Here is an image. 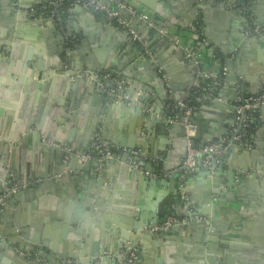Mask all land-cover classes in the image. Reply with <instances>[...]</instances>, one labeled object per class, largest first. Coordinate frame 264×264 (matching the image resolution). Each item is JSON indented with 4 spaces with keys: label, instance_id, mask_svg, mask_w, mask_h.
Listing matches in <instances>:
<instances>
[{
    "label": "crops",
    "instance_id": "obj_1",
    "mask_svg": "<svg viewBox=\"0 0 264 264\" xmlns=\"http://www.w3.org/2000/svg\"><path fill=\"white\" fill-rule=\"evenodd\" d=\"M130 1L153 16V26L125 13L126 26L114 22L111 26L101 14L75 7L65 19L49 15L53 18V22L47 20L49 26L39 22L44 40L33 35L22 41L33 47L40 44L46 49L43 60L56 65L59 61L65 72H77L87 79L81 106L65 112L66 117H51V97L36 86L45 84L47 92L54 82L47 85L41 78L34 79V92L23 91L31 71L28 65L14 73V67L7 71L0 62V82L11 83L21 75L25 80L22 89L16 88L20 95L1 96L0 108L16 118L44 110V126L53 134L51 143L62 146L60 139L64 140L72 155L92 152L98 144L140 152L139 166L131 165L133 160L128 162L124 155L125 160L116 162L79 160L82 167L69 170L54 165L50 145L43 143L45 150L34 136L24 146L26 162L20 149H13L5 168L10 166L15 181L25 186L5 203L1 201L7 195L0 193V264H115L122 252L118 231L143 227L157 197L173 188L147 180H167L186 154L183 128L167 118L166 88L170 85L180 99L188 98L199 78L198 70L219 65L225 66L226 75L217 97L193 113L199 127V135L193 138L195 147L227 139L219 166L209 165V172L197 167L177 177L175 182L188 176L186 184H177L182 202L176 215L169 217L176 218L181 228L152 235L145 227L134 235L138 247L133 249L136 257L139 252V264H264V106L257 116L247 115L251 122H247L248 141L243 147L234 143L244 142L245 136L233 144L228 141L240 89H245V96L264 90L261 37L244 34L247 24L264 25V0H249L246 12L237 0H163L159 2L165 12L162 17L140 1ZM20 6L24 13L37 12L33 21L40 19L39 13H48L47 0H0L1 28L13 26V15L17 16ZM195 21L205 37L202 44L190 32ZM161 28L166 34H161ZM8 38L21 44L11 35ZM191 50L200 65L187 56ZM98 66L106 70L90 68ZM117 68L123 69L125 77L121 72L114 79L104 77ZM115 78L124 81L131 100L106 96ZM187 86L190 91H185ZM6 118L7 114L0 115V136ZM14 132L12 125L5 137L14 138ZM28 148H39L44 154L32 156ZM129 166L139 174L130 172ZM143 169L157 176H147ZM231 171L233 183L229 181ZM30 253L35 256L28 258Z\"/></svg>",
    "mask_w": 264,
    "mask_h": 264
},
{
    "label": "water",
    "instance_id": "obj_2",
    "mask_svg": "<svg viewBox=\"0 0 264 264\" xmlns=\"http://www.w3.org/2000/svg\"><path fill=\"white\" fill-rule=\"evenodd\" d=\"M138 1L146 5L150 10L157 13L161 17L165 16V12L162 9L163 5L159 4V2L163 0H138ZM22 8L23 7L20 6V10L17 13V16L13 15V23H14L13 26L7 29L1 28L0 26V62L2 63V67L6 66L8 68L7 71H10L11 67H14V73L16 72L18 73L22 71L25 65H28L31 71H28L29 79H26V86L24 87L23 91L30 90V92L31 91L34 92V89H31V87L35 83L34 79L41 78L40 80H45L47 85L50 82H54L51 90L47 92H45L43 88L45 84L44 85L37 84L36 86L38 88V91L40 90L43 93L51 97V100H50L51 117L54 118L55 114L57 115L59 114V116L66 117L65 112H68L70 109L72 110L77 109L81 106V101L84 98L85 92L87 91L86 84H85L87 79L83 77V75L77 72H73V73L65 72L63 68L59 66V61H58V64L56 65L51 62H47L43 60L42 57L44 56L46 49L45 47L42 48L40 44H38V46L36 47H33L31 43L28 44L25 42L26 44L23 45L22 41L29 40V38L33 39V35L36 36L39 40L40 39L44 40L45 38L44 31L40 23L42 22L46 26H49L50 25L49 21L53 22V18H50L49 14L45 12L43 16H41L42 14L39 13L40 19L38 17L36 21H33L31 19L37 16V12L31 11L30 13H27V12L24 13L22 12ZM77 8L82 9L81 7H77ZM110 25L114 26L113 22H110ZM9 35L15 37L19 42H21V44H18V42L12 43L11 40L8 38ZM259 41L261 45L264 46V37H261ZM65 42H66L65 39H63L61 43L62 49H64L65 47ZM22 45L23 47L20 48V46ZM32 50H34V53ZM5 62H8V64L5 65ZM90 68L98 69L101 71L106 70L102 66L90 67ZM108 68H112V66H109ZM110 72H111L112 77L119 76L120 72H121V75L123 74L125 77L123 69L117 68L115 71L112 72L111 70ZM12 80H15V82H13ZM12 80H11V83L6 82V80H3L2 82H0V87L9 89L8 91H2V93L0 90V98L1 96H9L11 93L15 95L16 97L20 95V94H17V92H18V89L23 88L25 80L22 79V75L21 77L18 76L17 79L13 78ZM110 82L113 85L114 82H112V80H110ZM166 89H167V97L164 98V100L177 101L181 98V95H179L177 92H173L174 89L170 85ZM189 89H191V86H187L185 91H188ZM240 90H241L240 98L243 100L245 98V89L241 88ZM100 93L102 94L103 92H100ZM254 93H257V92H254ZM254 93H251V94H254ZM35 97H38L37 94L35 95ZM261 108L262 106L257 107V108L242 109L240 119L238 120L236 118V115L234 114V119H233L234 121L232 122L233 126L234 125L236 126L237 124V126L239 127L243 124V122H248V123L251 122V120L247 119V115L254 114L255 116H257V113ZM43 111L39 110L38 112H31L29 116L27 117L16 118V116L13 117L10 114V112H5L2 108H0V115L2 114L5 116L7 114V118L5 121L6 128L3 134L0 136V193L3 191V186L7 184L6 179H7V175L10 172L11 167L9 166L8 168L7 167L5 168V164L10 161L9 160L10 152L13 149H20L21 154H22V161L26 162L27 160L26 150H25L26 148L24 146L26 145L28 138H30L31 136L36 137V140L40 142V144L42 145V147H44L45 150L47 147H45L43 143L47 142V145L51 143L52 141L51 137L53 134L51 133L50 129L44 126ZM190 121L191 123L195 125L194 137H197L199 135V127L195 122L194 114L190 117ZM54 123H56L55 120H54ZM167 124L169 123L167 122ZM12 125H13V131H15L13 135L14 138L11 136L5 137L8 131L10 130V128L12 127ZM52 126H54V124ZM7 128H8V131H7ZM0 134H1V131H0ZM245 137L247 136L245 135ZM60 141H62L61 143L62 147H65L66 145H68V143L65 142L64 140L60 139ZM247 141H248V137L245 138L244 142L242 143H239V142L234 143L233 141L232 144L234 143V145L243 147L244 143H247ZM28 149H31V148H28ZM49 149H50V152L51 150H53L52 154L56 160L54 165H57L60 168L65 166L66 169H69V170H77L82 167V165L79 163L78 154L71 155L66 150H59L58 148H55V147L53 148L52 146H49ZM31 150L34 154V155L32 154V156H36V154L39 155L40 153L44 154V151L39 148L31 149ZM84 153L85 152L79 153V154L82 155ZM75 162H78L76 163L77 165H75ZM109 162H116V161L112 159V160H109ZM204 162H207L205 167L202 166ZM209 165L210 166L214 165L217 168L219 166L216 159L211 158L207 160L205 157H202L197 160L196 165L193 168L188 169L187 173L193 172L197 167L201 168L202 171L205 169L204 171L209 172V167H210ZM129 168H130V172L139 174V172L132 166H129ZM183 171H184L183 168L174 171V173H172V175L167 180L163 179L164 181H162V179L147 180V182H150L154 185L164 184L166 186L169 185V187L172 185L171 187L173 188L168 187L169 189L162 192L161 195L157 197V199L153 203V206L149 208L150 216L148 219H146V222L143 227L142 225H140L138 228L128 227V229L124 228L123 230L118 231V234L116 235V237H117V240H119L120 249L122 250V252L120 256L116 258L115 264H125L127 257L130 255V251L128 250V248L138 247V242L136 241V237L134 235L138 234L141 229L146 227L152 235H157L162 232L163 233L167 232V230L169 229L181 228V226L178 225V223L176 222V223H173L166 230H162V229L153 230V227L156 224L162 223L169 216L176 215L175 210L177 211L178 208L181 206L182 200L180 198V194L182 191L178 189V185L186 184V181H187L186 178H188V176L186 175V177L181 178L177 182H175V180L177 177L183 174ZM229 175H230L229 181L233 183L234 182L233 172L231 171V174ZM140 178L142 180H145V176L143 174H141ZM11 197H12V194L5 196L2 199L1 203H5V201H7L8 198L10 199ZM137 213L140 214V212H135L136 216H139V214ZM159 214H162V215L159 216ZM132 230H133V234H132ZM35 253L27 254L28 258L35 256ZM74 259H77V257H75ZM95 260L96 258L90 259L91 262H95ZM27 262L31 263V261H27ZM140 262H141V258L138 252L136 260L134 261V264H139Z\"/></svg>",
    "mask_w": 264,
    "mask_h": 264
},
{
    "label": "built area",
    "instance_id": "obj_3",
    "mask_svg": "<svg viewBox=\"0 0 264 264\" xmlns=\"http://www.w3.org/2000/svg\"><path fill=\"white\" fill-rule=\"evenodd\" d=\"M69 4L67 7L63 6L64 0H47V11L49 15L53 18H61L60 12L65 13L68 17L71 11L75 7H81L87 11H92L94 13L101 14L105 19L110 22H114L121 26L127 25V19L122 15L127 14L130 18L141 20L150 26H153L154 18L148 13L139 11L130 0H68ZM239 0H237L238 5ZM238 7L244 10L241 6ZM199 24L195 21L190 27V32L195 33L199 30ZM161 34H166V30L160 29ZM133 38L138 42H142L140 36L133 30L130 31ZM244 34L251 37H264V25H246L244 28ZM165 36V35H164ZM195 50L188 51L187 56L193 58L197 65H200L199 58L194 54ZM201 68V67H200ZM199 78L195 80L194 86L188 98H182L177 101L169 100L166 103L167 107V118L169 122L179 124L183 127L184 138L186 141V154L179 169L183 168V174H186L188 169L193 168L196 165L198 159L205 157L208 159H216L218 161L221 151L227 142L224 139L220 142L204 146L202 148H197L193 145V138L195 134V125L191 123L190 117L193 113L204 103L211 102L217 97V93L224 84V77L226 75V68L224 65H219V68H214L210 70H203L202 68L198 70ZM88 74V72H87ZM111 77L108 73L104 77ZM114 79V77H112ZM108 98L116 97L120 100H131L132 98L126 92V85L122 79L115 78L114 86L112 89L105 91ZM140 95L138 92L133 98L138 100L137 97ZM264 106V90H261L254 94H249L245 96L242 100L239 98L238 104L236 106L237 120L240 119L241 110L247 108H257ZM248 127L247 122H243L241 126H234L231 130L228 141L235 142L240 141L246 134ZM47 144V142H45ZM48 145L58 148L59 150H66L71 155L72 153L65 147L56 145L54 143H49ZM126 155V160L131 161V165L139 166L137 158L140 157V152L138 150H127L120 147L106 146L98 144L96 149L92 152L79 155V160L83 163L88 160H125L122 157ZM139 168V167H138ZM143 173L150 177H156L157 175L150 171H144ZM168 173H165L167 175ZM24 185V184H23ZM23 185L18 183L14 179V175L9 172L7 184L3 188L5 195L14 194L18 192ZM25 186V185H24ZM178 223L179 221L174 217H168L162 223L156 224L153 230H166L173 223ZM130 255L127 257L125 264H133L136 258L135 251L132 247H129Z\"/></svg>",
    "mask_w": 264,
    "mask_h": 264
},
{
    "label": "trees",
    "instance_id": "obj_4",
    "mask_svg": "<svg viewBox=\"0 0 264 264\" xmlns=\"http://www.w3.org/2000/svg\"><path fill=\"white\" fill-rule=\"evenodd\" d=\"M68 4H69V1L68 0H64L63 6L67 7ZM248 4H249V0H239V2H238V5L241 6L244 9L245 12H246V10L248 8ZM59 14H60V17L62 19L66 18V14L65 13L62 14L60 12ZM195 35H196L195 37H196L197 43L202 44V42H204V40H205V37H204V35L201 32V28H199V30L197 32H195Z\"/></svg>",
    "mask_w": 264,
    "mask_h": 264
}]
</instances>
